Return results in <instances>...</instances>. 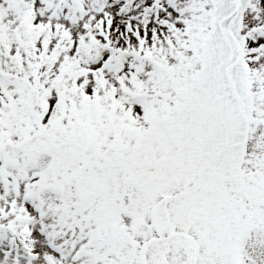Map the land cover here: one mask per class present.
<instances>
[{
	"label": "snow or ice",
	"instance_id": "obj_1",
	"mask_svg": "<svg viewBox=\"0 0 264 264\" xmlns=\"http://www.w3.org/2000/svg\"><path fill=\"white\" fill-rule=\"evenodd\" d=\"M0 264H264V0H0Z\"/></svg>",
	"mask_w": 264,
	"mask_h": 264
}]
</instances>
